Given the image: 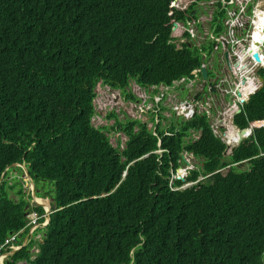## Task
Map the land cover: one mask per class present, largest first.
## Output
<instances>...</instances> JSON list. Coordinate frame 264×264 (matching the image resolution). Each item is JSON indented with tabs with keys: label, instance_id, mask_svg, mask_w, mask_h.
Listing matches in <instances>:
<instances>
[{
	"label": "trees",
	"instance_id": "1",
	"mask_svg": "<svg viewBox=\"0 0 264 264\" xmlns=\"http://www.w3.org/2000/svg\"><path fill=\"white\" fill-rule=\"evenodd\" d=\"M172 1L0 0V243L24 227L30 199L21 186L12 191L20 180L8 174L21 173L12 164L24 163L33 180L49 185L36 196L60 208L42 243L32 240L5 264H264V127L224 157L206 115L195 114L161 138L159 157L140 120L115 121L127 136L122 151L106 134L114 126L91 123L98 81L125 92L129 78L170 84L199 66L196 51L167 44ZM176 14L195 20L197 10ZM258 73L262 87L233 117L239 129L264 119ZM191 130L197 139L184 141ZM181 151L201 159L187 181L211 175L172 190L168 168ZM242 160L246 168L214 173Z\"/></svg>",
	"mask_w": 264,
	"mask_h": 264
},
{
	"label": "clouds",
	"instance_id": "2",
	"mask_svg": "<svg viewBox=\"0 0 264 264\" xmlns=\"http://www.w3.org/2000/svg\"><path fill=\"white\" fill-rule=\"evenodd\" d=\"M227 3H229V0H174L170 2L166 11V17L169 18L168 22L170 25V35L167 40V44L172 45L176 51H181L184 45L189 49L196 48L195 51L200 57L199 66L193 68L189 72V76H181L178 79L172 80L170 84L153 83L149 85H141L137 83L135 79L129 78L128 84L124 89L125 92L118 88L115 89L119 90L123 94L125 100L127 101V104L131 106V108L137 113L134 115V117L131 116L130 120H135L137 119L135 118V116H138L139 118L137 120H140V122L145 125L146 131H148L153 137L156 138V150L152 153L158 154L159 157L160 154L164 152V149H161L160 147L161 138L163 136H173L178 128H180V126L185 121L191 119L195 114L204 113L206 115L212 133L225 144V147L234 144V142L227 141V131H223L221 135L213 131L210 119L208 117L207 108H209V103L207 101V97L209 96V94L216 95L219 93L222 96H229L234 99L230 93H226L225 91H235L236 96L239 98V100L237 101H240V103H237L236 109L229 110L230 105L232 104L231 102L227 105L224 113H229L228 117L230 118V125L235 129L236 140V131L240 129L233 125V117L242 111V106L263 85V83L261 85L259 81V79H262V77L258 72L260 69L264 70V31H261L264 23L260 18V14L264 18V0H251V3L246 6V9L241 14H238V6ZM190 7L196 8L197 10V17L194 18L195 20H190L187 18L184 20L176 19V12H184ZM218 13H222V16H217ZM215 16L218 17L217 20H214ZM194 44L196 47H192L194 46ZM195 51L189 50L188 52L191 56H193ZM253 53H257L260 59L258 62L253 59ZM225 56L228 60L229 67H227L226 65L224 59ZM214 65L217 66V69H223L225 71L224 76L221 73H216L219 76H222L219 78H227L228 84L226 86H223L222 84H216L212 88H209V90H206L208 87V83L206 80H203L201 78L200 68L204 67L206 70L214 69ZM98 83L103 86H107L102 84L101 81H98L97 84ZM96 86L94 90V99L97 95ZM127 86L129 87V89H126ZM183 92L186 93L185 98L181 97V94ZM128 93H131L134 98H126L124 94ZM238 93L240 94V96L237 95ZM195 95H197L196 98H194ZM249 95L251 96L249 97ZM94 99L92 100V104ZM199 108L201 109V111L198 110ZM237 110L240 112L235 113ZM198 111L200 113H198ZM216 113L217 110L215 111V114ZM141 117H143L142 120ZM257 122L264 124V119ZM254 123L256 122L249 123L248 127L243 128L247 129V134L245 138L241 140V142L251 135L252 129L255 128L253 127ZM171 127H173L172 131H170ZM258 127H264V125H260ZM134 128V130L137 129V127ZM221 130L222 129L219 128V131ZM115 131L122 133L124 137L127 138V136L123 132L117 130ZM183 139L184 141H187L188 139L195 140L197 139V135L191 130L190 135L188 137H184ZM239 144H237V146ZM149 154L150 153H147L135 159L130 164L149 157ZM197 159L200 161V163ZM247 161L248 160H242L239 162L231 163L221 169L216 170L214 173H221L222 170H226L230 167L241 169L246 168L248 166ZM15 166L21 169V173L14 171L13 174H9L7 178L13 177V175L21 178L18 179L21 182L22 191L25 192L26 195H29L30 199L28 201V210L25 212L26 223L24 227H22L18 231L10 232L8 236L4 238L5 240L15 235V237L11 241H9L7 245L0 249V264H5L6 260L10 256L19 252L21 249L31 243V241H21L17 238L18 235H40L41 237L39 243H42L44 229L49 223L50 215L60 209H54L52 207V201L50 197L36 196V189L39 192H43L44 190V188L38 187V183H40L41 187L42 185H44V183H37L35 180H33L30 177L24 163H14L10 167ZM22 166L27 171L29 180H31V182H29L28 179L24 181L26 177L25 173L23 172L24 170ZM200 167V158L195 157L191 152L181 151L179 153V158L176 160V166L173 167L171 163L169 164L168 186L172 190L186 189L211 175H199L195 181H187L186 178L189 175V172L193 169H199ZM7 168L9 169V167ZM124 173L126 174V172ZM124 173L123 176H125ZM3 175L4 173L2 174L1 178L3 177ZM174 180H179L181 182L180 186L172 187V182ZM24 182L25 187H23L22 184ZM35 182L37 184H35ZM45 188H47V186ZM32 191H34L36 199H42L47 203V208L44 207L42 203H38L37 201L32 200ZM34 206L41 207L43 212H36L33 209ZM25 209H27V207ZM31 212L35 213L38 216L36 221L33 223H30V220L27 217V215ZM33 226L34 228L31 230ZM25 229H27L26 232H24ZM3 242H1L0 245L3 244ZM30 252L32 253L30 257V260L32 261L35 259V254L39 252L38 245L32 244ZM16 264L32 263L30 261L26 262L22 260L17 261Z\"/></svg>",
	"mask_w": 264,
	"mask_h": 264
},
{
	"label": "rangeland",
	"instance_id": "3",
	"mask_svg": "<svg viewBox=\"0 0 264 264\" xmlns=\"http://www.w3.org/2000/svg\"><path fill=\"white\" fill-rule=\"evenodd\" d=\"M203 20V19H202ZM192 47H196L195 44ZM196 48H192L193 51H195ZM215 64V63H214ZM217 73H221L222 75L225 74V71L223 69H217L215 70ZM210 73L213 72L209 70ZM219 77V76H218ZM126 89H129L127 86ZM96 98L93 101V105L95 107V115L92 119V125L97 126H109L113 127L116 120L123 122H127L128 119L131 118V116L134 117L135 114H137L131 106L127 104V101L125 100L123 94L119 90L111 89L107 86H103L100 83L96 86ZM181 97L185 98L186 93L183 92L181 94ZM219 97V99H218ZM222 95L217 94V98L213 99V95H209L207 97L209 108H207L208 111V117L210 119L211 125L215 126L216 133L221 135L223 131H227L228 126L230 125V118L228 117L229 113H224V111L227 108V105L224 104L221 100ZM226 101L230 103V99L226 97ZM201 111V109H198ZM217 110V113L215 114V111ZM198 111V113H200ZM111 115H114L112 117ZM135 118H139L138 116H135ZM143 117H141V120ZM219 128L222 130L219 131ZM106 134L109 137V142L111 143L112 147H119V150H122L125 148V142L127 140L126 137L122 133L115 131V126L113 130H110L106 132ZM198 160V159H197ZM199 161V160H198ZM200 163V161H199ZM198 166V165H197ZM245 166V164H244ZM238 169V168H237ZM19 172L18 170H16ZM23 171V170H22ZM226 170H222L221 173H225ZM24 172V171H23ZM9 175V174H8ZM19 177H16L18 179ZM21 179V178H19ZM23 187H25V182L22 183ZM35 184H37L35 182ZM21 182L19 181L16 185L13 186L12 191L15 193L20 188ZM39 188H44L43 191H48L49 185L46 187L45 185H40L38 183ZM30 189V187H29ZM13 192H9V196L17 198V194H14ZM39 233V232H38ZM37 251V250H35ZM6 263V262H5Z\"/></svg>",
	"mask_w": 264,
	"mask_h": 264
},
{
	"label": "water",
	"instance_id": "4",
	"mask_svg": "<svg viewBox=\"0 0 264 264\" xmlns=\"http://www.w3.org/2000/svg\"><path fill=\"white\" fill-rule=\"evenodd\" d=\"M261 31H264V25H263V28L261 29ZM252 57H253V59H254L256 62H258V61L260 60L259 57H258V55H257V53H253V54H252ZM224 59H225V62H226L227 67H229V63H228V60H227L226 56L224 57ZM206 74H207V70H206L204 67H201V68H200V76H201V78H202L203 80L206 79ZM243 81H244V80H243ZM259 81H260V83H261V85H262L263 80H262V79H259ZM237 95L240 96L239 93H238ZM250 96H251V95H249V97H250ZM196 97H197V95L194 96V98H196ZM239 112H240V111L237 110L235 113H239ZM260 125H264V124L259 123V122H256V123L253 124V127H258V126H260ZM250 126H251V125H250ZM236 132H237V138H236V140L234 141V144H232L231 146H226V147H225V150L223 151V156L231 155V153L235 150L237 144H239V143L241 142V140L245 138V136H246V134H247V129H240V130H237ZM228 150H229V152H228ZM22 168H23V170H24L25 177H26V178L24 179V181L28 179V181L31 182V180H29V175L27 174V171L25 170V168H24L23 166H22ZM7 169H8V168H5V170H7ZM124 175H125V173H124ZM31 198H32V200H35V199H36V196H35V194H34V191L31 192Z\"/></svg>",
	"mask_w": 264,
	"mask_h": 264
},
{
	"label": "built area",
	"instance_id": "5",
	"mask_svg": "<svg viewBox=\"0 0 264 264\" xmlns=\"http://www.w3.org/2000/svg\"><path fill=\"white\" fill-rule=\"evenodd\" d=\"M250 3H251V0H243V1L242 0H235V1L229 0V3H227V4H234V5L238 6V14H241L246 9V6ZM225 92L230 93L234 98V99H232V104L230 105L229 110L236 109V105H237V103H240V101H237V100H239V98L236 96L235 91L233 90V91H225ZM211 127H212L213 131L216 132L215 126L211 125ZM27 217L29 218L30 223L35 222L36 219L38 218V216L33 212L28 214ZM33 228H34V226L31 228V230ZM14 237H15V235L5 239L3 244L0 245V249H2L5 245H7L9 243V241H11ZM0 260H1V255H0Z\"/></svg>",
	"mask_w": 264,
	"mask_h": 264
},
{
	"label": "crops",
	"instance_id": "6",
	"mask_svg": "<svg viewBox=\"0 0 264 264\" xmlns=\"http://www.w3.org/2000/svg\"><path fill=\"white\" fill-rule=\"evenodd\" d=\"M209 70H211L213 72V75H212V73L209 72ZM217 76H219V75L216 73V71L214 69H207V74H206V79L205 80L208 83V87H207L206 90H209V88H212L216 84H222L223 86H226L228 84L227 78H225V77L219 78V77H222V76H219V77H217ZM211 95H213V99L217 98V94L216 95L211 94ZM226 97H228L230 99V103L232 102V98L229 97V96H222V98H221L222 102L224 104L228 105L230 103L226 101ZM218 99H219V97H218Z\"/></svg>",
	"mask_w": 264,
	"mask_h": 264
},
{
	"label": "bare ground",
	"instance_id": "7",
	"mask_svg": "<svg viewBox=\"0 0 264 264\" xmlns=\"http://www.w3.org/2000/svg\"><path fill=\"white\" fill-rule=\"evenodd\" d=\"M260 18H261L262 22L264 23V18L261 16V14H260ZM256 35H257V33H256ZM226 139L228 142H234V140H235V129L232 126H228V128H227ZM35 201H37L38 203H42L44 205V207L47 208V203L44 200L35 199ZM40 237H41L40 235L39 236L18 235L17 236V238L20 239L21 241L25 242V241H32L33 240V241H36L38 243L40 242ZM36 242L32 243V244H36Z\"/></svg>",
	"mask_w": 264,
	"mask_h": 264
},
{
	"label": "flooded vegetation",
	"instance_id": "8",
	"mask_svg": "<svg viewBox=\"0 0 264 264\" xmlns=\"http://www.w3.org/2000/svg\"><path fill=\"white\" fill-rule=\"evenodd\" d=\"M213 68H214V69H217V66H216V65H214V66H213Z\"/></svg>",
	"mask_w": 264,
	"mask_h": 264
}]
</instances>
